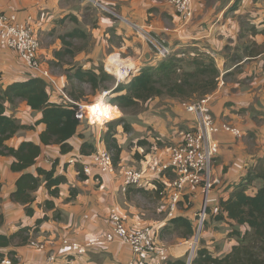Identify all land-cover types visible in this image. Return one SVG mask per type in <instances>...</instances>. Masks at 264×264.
I'll list each match as a JSON object with an SVG mask.
<instances>
[{
    "label": "crops",
    "instance_id": "crops-1",
    "mask_svg": "<svg viewBox=\"0 0 264 264\" xmlns=\"http://www.w3.org/2000/svg\"><path fill=\"white\" fill-rule=\"evenodd\" d=\"M88 3L96 10H89ZM94 3L110 9L117 7L120 10H116L118 16L102 11L106 17L101 16L105 17L101 19ZM0 8L18 14L20 18L30 17L36 24L38 54L48 67L62 47L59 37L80 28L86 30L89 38H94V46L78 50L73 64L82 69L102 67L114 77L124 71L123 77H117L118 82H128L144 66H156L160 61L131 23L139 28L149 26L152 38L169 49L172 57L181 60L183 70H190L192 63L214 65L218 71L216 88L207 95L211 112L217 124L235 127L243 136L224 132L213 135L212 139L219 147L213 167V189L207 193L199 187H187L172 217L186 218L194 226L201 203L208 207L210 214L207 216L210 217L217 212L219 200L225 199L234 185L264 157V0H193V17L186 23L170 13L165 0H127V3L126 0H0ZM87 12L95 16L91 30L79 21ZM72 17L76 23L71 21ZM68 24L70 30H67ZM52 75L61 85H66L63 74ZM35 76L20 62L16 52L0 48L2 87ZM105 96L103 93L98 95L89 110L97 109L93 113L98 120L109 119V123L121 118L129 127L128 131H124L122 125L116 128L115 138L121 155L114 174L102 175L97 180L80 175L81 164L90 160L79 154L80 146L85 139L96 150L102 148L101 137L107 123L85 121L86 127L82 125L77 132L85 138L72 137L68 141L72 151L67 154H61L57 145H41L39 135L45 128L43 124L35 125L34 130L21 131L6 142L11 148H17L21 142L39 145L41 153L36 164L24 172L35 175L36 167L49 170L55 162V176L64 177L65 182L59 186L58 195L52 197L41 181L34 193V214L27 217L24 207L10 199L21 173L10 170L11 157L0 156V215L3 218L0 235L10 236L21 227L35 229L31 230L30 244L0 248L4 255L0 264H13L8 260L9 253H14L16 264H46L51 254L56 257L55 264H128L133 254L129 246L118 239L101 241L82 256L69 254L62 243L67 239L84 245L101 233L109 234L113 215L121 217L130 231L146 227L157 229L156 243L167 248L169 261L188 258L189 240L178 237L167 244L158 238V231L170 225L168 204L162 195L166 192L165 182L173 176L165 175L161 181L155 176V170L159 161L167 158L170 148L181 140L180 132L193 124V117L187 113L184 104L196 99L184 102L155 98L140 105L137 112L124 114L106 106ZM51 101L61 99L53 96ZM104 107L111 109L114 117L106 116ZM6 115L13 116L23 125H34L41 118L40 113L32 111L24 102L15 107L6 105ZM139 141L146 144L139 146ZM128 168H136L148 176L144 188L129 187L122 191V174ZM257 187L258 184H253L248 193L254 194ZM45 201L51 202L52 207L46 208ZM43 217L48 220L36 227L35 222ZM225 242L227 250L224 252L212 253L208 246L200 248L206 249L212 257H221L235 244L231 238ZM32 243L42 248H36ZM136 259L137 264H165L150 255Z\"/></svg>",
    "mask_w": 264,
    "mask_h": 264
},
{
    "label": "trees",
    "instance_id": "trees-1",
    "mask_svg": "<svg viewBox=\"0 0 264 264\" xmlns=\"http://www.w3.org/2000/svg\"><path fill=\"white\" fill-rule=\"evenodd\" d=\"M71 20L74 23L77 22L73 17ZM88 38V34L80 28H74L59 37L62 47L54 54L55 60L50 62L49 68L53 70L56 67L62 68L67 65L63 69L66 85L57 84L65 97H61L51 83L38 76L14 82L5 87L0 85V156L11 157L13 162L10 170L21 173L16 180V188L10 199L13 203L24 207L27 217H32L34 214L32 208L35 202L34 193L40 187L41 181H44L48 194L56 197L59 193V186L65 182V178L55 176V162L49 170L36 167L35 175L25 173V170L36 164L41 147L31 142H21L17 148H11L6 145V142L21 131L34 130L35 125L43 124L45 128L39 135L41 145H57L61 154L70 153L72 148L68 141L78 135V129L85 125V120L79 121L76 117L79 106L86 102L82 86H88L92 93H107V99L104 101L106 106L124 114H128L125 111L130 109H140V105L155 98L184 102L189 99L198 100L216 88L218 71L212 63H192L190 70H183L181 60L172 55L160 59L156 66H144L137 75L125 83L117 82L114 76L104 71L102 67L82 69L74 65L73 61L65 62L66 58L73 60L75 57L72 42L86 41ZM149 46L156 57L155 49ZM53 96L61 101H51ZM20 102L26 103L32 111L41 114V118L34 125L20 124L13 116L6 115V105L15 107ZM111 109L104 107V114L114 117L115 113ZM120 125L124 131H128V125L120 118L107 123L106 130L101 137L102 148L110 152L115 167L121 155V148L115 138L116 128ZM78 136L85 138L81 134ZM145 144L142 141L138 142L139 146ZM95 151V147L84 139L79 154L90 157ZM81 174L85 175L82 171V164ZM253 184H258V187L251 195L248 190ZM52 205L49 201L44 202L46 208ZM205 214H210L208 208ZM210 217L216 222L228 224L231 228L228 238L233 239L235 244L227 254L221 257H212L206 249L199 248L189 264H264V157L248 170L244 179L234 185L233 190L225 199L219 200L217 212L211 214ZM2 220V215H0V224ZM46 220H48L47 217L37 220L35 226H39ZM169 224L163 230L171 228L184 240H190L194 235V226L186 218L171 216ZM31 230L29 227H21L10 236L0 235V248L10 245L22 247L30 244ZM3 258L4 255L0 253V262ZM8 260L13 264L17 263L14 253L8 254ZM165 264H187V257L174 261L168 260Z\"/></svg>",
    "mask_w": 264,
    "mask_h": 264
},
{
    "label": "built area",
    "instance_id": "built-area-1",
    "mask_svg": "<svg viewBox=\"0 0 264 264\" xmlns=\"http://www.w3.org/2000/svg\"><path fill=\"white\" fill-rule=\"evenodd\" d=\"M165 2L181 21L187 22L193 17V0H165ZM31 22L30 17L22 22L18 20L15 13H7L0 8V48L16 52L21 63L32 70L36 76L51 83L56 91L65 97L49 71L41 67L38 59L40 45ZM151 46L156 51V58L165 59L171 56L170 50L156 41ZM106 94L103 93V95ZM209 102V96L205 95L198 100L184 104L187 113L193 117V124L180 132L181 140L170 148L167 158L162 162L159 161V166L155 170L157 174L155 176L161 181H164L163 177L167 174L173 176V179L165 182V191L168 196V215L170 217L175 213L187 187H199L207 193L213 189L215 181L212 178V163L218 151V144L212 139L213 135L224 132L240 137L238 129L216 123ZM76 117L79 121L86 118L88 122H94L92 118L88 117L82 105L79 106ZM108 120H97V122L105 124ZM82 171L85 175L97 179L105 174H114L115 166L110 152L103 148L97 149L90 156L88 162L82 163ZM122 175V191H126L129 187L144 188L146 186L145 182L147 183L148 176L141 170L128 168L123 171ZM201 212L204 216L206 213L204 206ZM203 220V217L200 218V224ZM110 223L111 232L109 234L101 233L84 245L69 242L67 239H63L62 243L70 250L71 255L82 256L88 248L101 241L110 242L118 239L128 245L133 254V259L128 264H137L136 258L141 255L155 256L164 263L169 260L167 250L156 243V230L154 228L146 227L130 231L126 229L122 218L118 215H113L110 218ZM32 245L36 248H42L41 245L34 243ZM55 262L56 257L51 254L46 264H55ZM6 263L9 262L6 261Z\"/></svg>",
    "mask_w": 264,
    "mask_h": 264
},
{
    "label": "rangeland",
    "instance_id": "rangeland-1",
    "mask_svg": "<svg viewBox=\"0 0 264 264\" xmlns=\"http://www.w3.org/2000/svg\"><path fill=\"white\" fill-rule=\"evenodd\" d=\"M114 1L117 2L118 0H114ZM126 3H127V0H126ZM91 5H92V3L91 4L88 3V7H89L88 9L89 10L90 9H95L96 10V8H94V7L92 8ZM93 5L95 7H98V11L100 13V18L101 19H104L106 17L105 15H103L102 11L110 14L111 16L115 15L114 17L118 16V13L116 12V10L120 11L117 7H114V9H110L108 7H103V6L99 7L95 3ZM87 13L88 14L82 16L81 20H79V21L83 25V27L84 26H89V28L91 30L92 26L95 25V22H94L95 16L92 15L91 13H89V12H87ZM170 13H172L173 16L176 19L181 21L179 19V17H177L171 10H170ZM101 16H105V17H101ZM17 17H18V20L22 21V22L26 18V17L20 18L18 16V14H17ZM69 19L67 20L68 22H70ZM181 22H183V21H181ZM80 23L78 22V24H80ZM183 23H186V22H183ZM31 24H32L33 28L36 29V24L33 21L31 22ZM131 24H133L131 26L138 32L137 35L139 37H141L142 39H144V41H146V43H148L149 45H152V43H155L154 38L152 39V35H150L152 33V31L149 30V28H148L149 26L145 27V28H143V27L139 28L138 26L135 25V23H131ZM72 26H74V24H72ZM66 27H67V30H70L69 28L71 27V25L68 24ZM36 36H37V34H36ZM37 38H39V37H37ZM38 41H39V39H38ZM72 44H73V50L75 51V56H76V53L78 52V49H82V48H86V47L88 48L90 46H94V38L93 37L88 38V40H86V41L76 40V41H73ZM38 59H39V61L41 63V67L47 69L49 71L50 75L52 76V78L56 81V83L61 85L59 83V80L57 78L53 77L52 73L56 74V75H61V74L64 73L63 70L60 67H56L52 71H50V69L47 66V64L44 63L42 61V59L39 57V54H38ZM157 59H158V57H157ZM64 61L65 62H70V61H73V60L70 59V58H66ZM122 72H124V71H122ZM122 72L121 73L118 72V74H119L117 76L118 78L123 77ZM117 77H114V78L118 82V78ZM124 80H125V78H124ZM119 82H122V81H119ZM82 89H84V93L86 95V98H84L86 102L84 103V105H82V106H84V111L86 112L88 117L92 118V121L97 122L98 117L96 118L94 113H93V112L96 113V111H93V109L89 110V108L92 107V105H90V103H92V101L98 100V95H101V94H98L97 92L96 93H92V91L86 85L82 86ZM106 99L107 98L105 96L104 101ZM185 103H189V102H185ZM94 109H96V108H94ZM138 110L139 109H130V110L125 111V113L130 114V113H133V112H137ZM84 120L88 121L86 118ZM101 121H103V120H101ZM223 124H226V123H223ZM226 125H228V124H226ZM230 127H232V126H230ZM233 128H235V127H233ZM238 131L240 133V137H242L243 136L242 133L240 132V130H238ZM218 154H219V147H218V151H217V154H216L215 158L218 156ZM215 158H214L213 163H212V174H213V167H214ZM212 178H213V176H212ZM145 184H146V182H145ZM211 190L212 189H210L209 192ZM250 190L252 191V189H249L248 192H250ZM162 196H165L166 202L168 204L167 192H164ZM203 206L205 207V211L208 208L205 203H203V204L201 203L200 208L196 212L195 222H194V235L189 240V253L190 254H189L187 260L189 258L190 259L193 258L196 250L199 249L202 246L203 247L204 246L210 247L209 251L212 252V253H215V252L219 253L220 251L224 252V251L227 250V249H225L226 248L225 240L228 238V233L230 232L231 228L226 223L224 224V223H218V222L213 221V219L210 218L209 216H207L206 214L203 216L202 212H201V209H202ZM168 214H169V211H168ZM202 217H203L204 220L200 224V218H202ZM164 228H166V227H164ZM155 230H157V229H155ZM158 232H159L158 238L163 240L167 244H170V243L174 242L179 237V235L177 233L173 232L171 230V228H167V230H159ZM162 247L165 248L163 246V244H162ZM89 249L90 248L87 249V252H88ZM165 249H167V248H165ZM67 252L70 254V250L68 248H67Z\"/></svg>",
    "mask_w": 264,
    "mask_h": 264
},
{
    "label": "bare ground",
    "instance_id": "bare-ground-1",
    "mask_svg": "<svg viewBox=\"0 0 264 264\" xmlns=\"http://www.w3.org/2000/svg\"><path fill=\"white\" fill-rule=\"evenodd\" d=\"M121 72H122V71H121ZM121 72H120V73H121ZM122 74L124 75V74H125V72H122Z\"/></svg>",
    "mask_w": 264,
    "mask_h": 264
},
{
    "label": "water",
    "instance_id": "water-1",
    "mask_svg": "<svg viewBox=\"0 0 264 264\" xmlns=\"http://www.w3.org/2000/svg\"><path fill=\"white\" fill-rule=\"evenodd\" d=\"M190 261V258L187 260V263Z\"/></svg>",
    "mask_w": 264,
    "mask_h": 264
},
{
    "label": "clouds",
    "instance_id": "clouds-1",
    "mask_svg": "<svg viewBox=\"0 0 264 264\" xmlns=\"http://www.w3.org/2000/svg\"><path fill=\"white\" fill-rule=\"evenodd\" d=\"M93 111H96V109H93Z\"/></svg>",
    "mask_w": 264,
    "mask_h": 264
}]
</instances>
